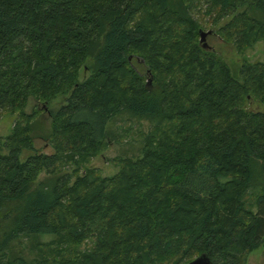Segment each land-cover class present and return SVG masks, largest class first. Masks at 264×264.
Returning <instances> with one entry per match:
<instances>
[{"label":"trees","instance_id":"1","mask_svg":"<svg viewBox=\"0 0 264 264\" xmlns=\"http://www.w3.org/2000/svg\"><path fill=\"white\" fill-rule=\"evenodd\" d=\"M205 17L239 53L264 41V0H0V264H247L264 245V62L234 71ZM123 112L152 127L103 176ZM25 236L51 240L26 256Z\"/></svg>","mask_w":264,"mask_h":264},{"label":"rangeland","instance_id":"2","mask_svg":"<svg viewBox=\"0 0 264 264\" xmlns=\"http://www.w3.org/2000/svg\"><path fill=\"white\" fill-rule=\"evenodd\" d=\"M206 23L203 24V30L212 31L207 35L206 41L212 50L217 52L232 68L237 71L245 59L252 62H264V41L257 42L253 47L248 48L244 53H239L233 43L224 41L212 29L216 26L211 25L209 18L205 17ZM134 63L137 68L143 71V66L139 59ZM56 104V103H55ZM0 112V137L10 134L15 123L16 114ZM152 127V121L140 119L131 116L128 112H123L115 116L108 123L107 129L110 132L109 145L100 154L93 158L91 165L100 170L103 176H110L119 169L117 158L120 156H139L143 144V135ZM35 146L38 150L45 153L53 152L50 145H47L43 139H36ZM42 173L39 179L42 178ZM252 196V192H250ZM252 200V197H251ZM51 237H41L39 241H34L29 236L19 238L12 244L13 251H20L26 256L33 255L31 248L35 249L33 244L40 241L48 242ZM31 251V252H30ZM36 252V249L34 253ZM247 264H264V245L253 250L247 258Z\"/></svg>","mask_w":264,"mask_h":264},{"label":"water","instance_id":"3","mask_svg":"<svg viewBox=\"0 0 264 264\" xmlns=\"http://www.w3.org/2000/svg\"><path fill=\"white\" fill-rule=\"evenodd\" d=\"M211 32H212L211 30L210 31H205L203 29L200 30V41L202 43V46L206 49L211 48L206 41L207 35L210 34ZM185 264H214V262L212 261L210 255L204 252Z\"/></svg>","mask_w":264,"mask_h":264}]
</instances>
